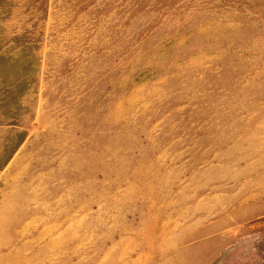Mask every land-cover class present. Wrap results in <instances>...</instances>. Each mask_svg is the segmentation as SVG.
Instances as JSON below:
<instances>
[{
	"label": "rangeland",
	"instance_id": "rangeland-1",
	"mask_svg": "<svg viewBox=\"0 0 264 264\" xmlns=\"http://www.w3.org/2000/svg\"><path fill=\"white\" fill-rule=\"evenodd\" d=\"M0 2V264H264V0Z\"/></svg>",
	"mask_w": 264,
	"mask_h": 264
},
{
	"label": "trees",
	"instance_id": "trees-1",
	"mask_svg": "<svg viewBox=\"0 0 264 264\" xmlns=\"http://www.w3.org/2000/svg\"><path fill=\"white\" fill-rule=\"evenodd\" d=\"M1 8H2V5H1V2H0V10H1Z\"/></svg>",
	"mask_w": 264,
	"mask_h": 264
}]
</instances>
